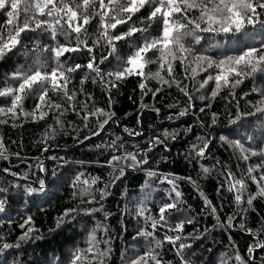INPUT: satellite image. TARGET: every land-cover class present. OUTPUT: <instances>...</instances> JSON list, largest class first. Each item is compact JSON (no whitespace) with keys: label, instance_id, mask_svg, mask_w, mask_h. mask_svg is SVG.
Listing matches in <instances>:
<instances>
[{"label":"trees","instance_id":"trees-1","mask_svg":"<svg viewBox=\"0 0 264 264\" xmlns=\"http://www.w3.org/2000/svg\"><path fill=\"white\" fill-rule=\"evenodd\" d=\"M0 264H264V0H0Z\"/></svg>","mask_w":264,"mask_h":264},{"label":"rangeland","instance_id":"rangeland-1","mask_svg":"<svg viewBox=\"0 0 264 264\" xmlns=\"http://www.w3.org/2000/svg\"><path fill=\"white\" fill-rule=\"evenodd\" d=\"M170 28L166 27L163 30V41L161 42L162 44H165L168 42V38L170 36ZM142 69V63L140 61L139 57H133L129 60V65L127 70L129 72L135 73V72H140Z\"/></svg>","mask_w":264,"mask_h":264}]
</instances>
